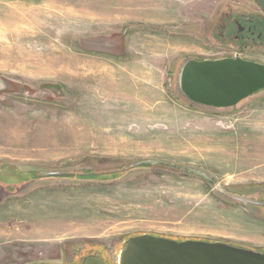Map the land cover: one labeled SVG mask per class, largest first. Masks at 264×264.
<instances>
[{"label":"rangeland","instance_id":"rangeland-1","mask_svg":"<svg viewBox=\"0 0 264 264\" xmlns=\"http://www.w3.org/2000/svg\"><path fill=\"white\" fill-rule=\"evenodd\" d=\"M234 57L264 65L254 0H0V264H117L143 234L264 251V91L179 88Z\"/></svg>","mask_w":264,"mask_h":264},{"label":"water","instance_id":"water-1","mask_svg":"<svg viewBox=\"0 0 264 264\" xmlns=\"http://www.w3.org/2000/svg\"><path fill=\"white\" fill-rule=\"evenodd\" d=\"M254 1L264 15V0ZM179 88L192 105L213 110L231 109L264 89V65L239 57L188 60L180 72ZM181 169L206 179L197 171ZM117 264H264V254L220 242H177L143 234L125 241Z\"/></svg>","mask_w":264,"mask_h":264},{"label":"flooded vegetation","instance_id":"flooded-vegetation-1","mask_svg":"<svg viewBox=\"0 0 264 264\" xmlns=\"http://www.w3.org/2000/svg\"><path fill=\"white\" fill-rule=\"evenodd\" d=\"M247 31L250 33L252 31L251 27H248L247 28ZM243 32H240V33H243ZM76 251H77V253H80V255L74 256L71 260H69V262H66L67 264H75L74 263V260L75 259L76 260H80L81 259V261H82V249H77ZM87 259H88V257L87 258L86 257L85 258L83 257V262L86 263ZM94 259H96V257Z\"/></svg>","mask_w":264,"mask_h":264},{"label":"trees","instance_id":"trees-1","mask_svg":"<svg viewBox=\"0 0 264 264\" xmlns=\"http://www.w3.org/2000/svg\"><path fill=\"white\" fill-rule=\"evenodd\" d=\"M248 32L247 31V29H244V32ZM249 33V32H248ZM241 35H243V33H240ZM261 91H264V89L263 90H261ZM261 91H259V92H261ZM259 92H257V93H259ZM256 94V93H255ZM84 177V176H83ZM79 178L80 179H82V177L81 176H79ZM261 209L263 208L264 209V205L263 206H261L260 207ZM240 248H244V247H241V246H239ZM244 249H247V248H244ZM256 252H258V253H262V254H264V251H262V250H255ZM82 264H85V262H82Z\"/></svg>","mask_w":264,"mask_h":264}]
</instances>
